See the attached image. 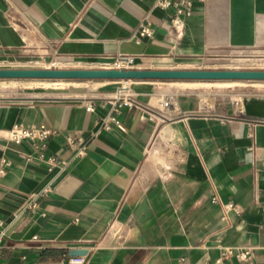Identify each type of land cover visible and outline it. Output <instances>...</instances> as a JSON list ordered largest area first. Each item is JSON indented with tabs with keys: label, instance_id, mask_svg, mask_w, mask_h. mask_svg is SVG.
I'll use <instances>...</instances> for the list:
<instances>
[{
	"label": "crops",
	"instance_id": "1",
	"mask_svg": "<svg viewBox=\"0 0 264 264\" xmlns=\"http://www.w3.org/2000/svg\"><path fill=\"white\" fill-rule=\"evenodd\" d=\"M156 1L0 0V61L108 67L121 54L135 68H195L264 51V0H171L190 3L177 27L174 4ZM70 80L86 84L0 99V157L10 161L0 177V264H65L73 248L87 249L84 264H264L263 90L130 79L146 109L122 107L106 125L120 79ZM172 91L177 113L162 118L160 99ZM238 96L242 116L232 115ZM15 124L53 132L15 142ZM42 189L38 208L25 207ZM230 201L239 213L223 209ZM248 245L257 246L250 258L217 261L221 247Z\"/></svg>",
	"mask_w": 264,
	"mask_h": 264
},
{
	"label": "built area",
	"instance_id": "2",
	"mask_svg": "<svg viewBox=\"0 0 264 264\" xmlns=\"http://www.w3.org/2000/svg\"><path fill=\"white\" fill-rule=\"evenodd\" d=\"M156 3L160 5L161 7H168L171 4H174L177 12V16L172 18V24L177 27L180 25L181 20L179 18L178 14H190V3L188 1H179V2H172L171 0H157ZM139 33L141 35H149L150 31L149 28L143 24L140 23L139 26ZM130 61V57H127L126 55L118 54L116 56V59L113 61L111 66L108 67H125L129 68L128 65ZM46 67H59L58 62L56 60H53L49 63ZM130 79H120L115 90L112 93V96L110 97V108L109 111L104 118V122L106 125L108 120H115V114L119 112V110L122 107H127L129 109L131 108H139V109H146V106L139 100L137 93L133 90ZM175 94L173 92H167L163 98L160 99V107L158 108L159 111H162L160 115L162 118H171L174 117L177 113V108L173 102ZM232 115L235 116H242L244 115L243 108L241 106V97H236L232 103ZM86 109H92V105H87ZM156 112V111H155ZM154 112V113H155ZM261 123H264V121H260ZM50 129H46L43 126L40 127H22L18 124H15L13 127L7 130V137L9 139H12L15 142H19L24 138L29 139H38L40 141H43L50 133H52ZM69 144H75L76 142L72 139L68 141ZM83 152V147L79 146L76 148L75 154H81ZM42 155V154H40ZM10 163L8 157L1 156L0 157V177L5 174L6 169L5 167ZM43 192V189L37 192H32L29 195L28 201L25 205V207L30 209H36L39 206V198L41 193ZM211 201L214 203H219V199L216 195L212 196ZM223 209L225 211L227 210H233L236 213L240 212V207L235 205L233 202H226L223 204ZM3 221L0 219V227L2 226ZM2 235V230H0V236ZM264 245V242H263ZM257 246L255 245H248L245 247L240 248H233L230 246H223L220 249V254L217 259V261L222 260L223 258L227 256H233L239 260H245L253 256V254L256 251ZM86 260V254L83 255H71L65 264H84ZM203 264H211L210 261H204Z\"/></svg>",
	"mask_w": 264,
	"mask_h": 264
},
{
	"label": "rangeland",
	"instance_id": "3",
	"mask_svg": "<svg viewBox=\"0 0 264 264\" xmlns=\"http://www.w3.org/2000/svg\"><path fill=\"white\" fill-rule=\"evenodd\" d=\"M37 62H11L0 61V67H16L17 65H35ZM62 65L63 63H58ZM26 67V66H25ZM195 68L211 69H264V51L247 50L237 52L214 59H207L195 65ZM48 80V81H47ZM197 80V79H188ZM203 80V79H202ZM208 82L189 87L185 83H177L178 89H189L196 92H207L216 90L223 94L239 91H264V80H244L238 85L229 86L224 81L206 79ZM185 81V80H184ZM47 82V83H46ZM85 82L70 79H35V78H1L0 99H8L20 94H63L68 90L81 88ZM171 91V90H170ZM174 91V90H173ZM172 91V92H173Z\"/></svg>",
	"mask_w": 264,
	"mask_h": 264
},
{
	"label": "water",
	"instance_id": "4",
	"mask_svg": "<svg viewBox=\"0 0 264 264\" xmlns=\"http://www.w3.org/2000/svg\"><path fill=\"white\" fill-rule=\"evenodd\" d=\"M1 78L50 79H242L264 80V69L135 68V67H0ZM86 248L70 249L83 255Z\"/></svg>",
	"mask_w": 264,
	"mask_h": 264
},
{
	"label": "bare ground",
	"instance_id": "5",
	"mask_svg": "<svg viewBox=\"0 0 264 264\" xmlns=\"http://www.w3.org/2000/svg\"><path fill=\"white\" fill-rule=\"evenodd\" d=\"M35 79H40V78H35ZM45 79H50V78H45ZM202 80V79H201ZM214 80H221V79H214ZM229 80H233V79H229ZM48 81V80H47ZM47 83V82H46ZM223 83H228V82H223Z\"/></svg>",
	"mask_w": 264,
	"mask_h": 264
}]
</instances>
